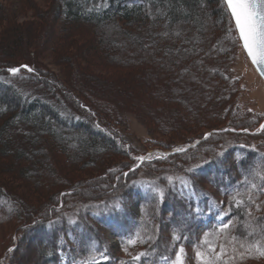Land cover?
<instances>
[{"label":"rangeland","instance_id":"rangeland-1","mask_svg":"<svg viewBox=\"0 0 264 264\" xmlns=\"http://www.w3.org/2000/svg\"><path fill=\"white\" fill-rule=\"evenodd\" d=\"M217 5L221 10L223 7V25L228 31V14L220 0ZM155 7L149 14L152 17L161 10L157 3ZM203 7L206 8L207 3L203 4ZM58 9L60 14L57 15ZM62 11L60 0H0V99L7 100V107L1 105V108L13 113L12 108L17 105L20 112L27 108V101L38 98H41L43 103L49 100L60 108L67 104L73 108L76 115L104 129L107 135L83 130L71 121L66 124L67 127H60L51 115L48 116L52 123L51 128L68 141L62 143V147L50 136L42 131L36 132L22 121L14 122L5 130L3 138L10 141L12 137L14 144L4 146L0 142V190L13 193L19 201L16 199L13 204H0V264H7L8 256L13 252L9 264H45L39 251L46 242L37 239L40 238L39 231L33 229L36 226L30 232L21 224L26 217V221L32 222L30 226L36 225L39 221L35 216L36 212L47 214L49 217L62 215L68 221H75L80 213L86 214L88 209L101 206L102 202L94 204L96 195L100 198L104 192H109V188L117 187L128 211L140 215V197L137 190H130L132 183H165L169 182L168 177L173 178L172 182H180L179 178H188L189 168H196L200 164V175L207 173L208 176L219 180L218 168L203 161L213 157L226 162V170L234 166L241 169V164H234L240 162L234 160L235 154L238 153L234 147L237 143H247L255 149L264 150V128H261V125H264V82L247 57L241 42L237 40L234 43L228 32L225 38L219 40V37H216L213 42L218 40V45L214 43L218 50L219 46L225 47L224 41L229 40L226 46L231 49L226 52L228 55L225 59L229 66L228 73L239 86L237 115L241 120H237L235 124L230 120L226 121L228 118L224 119L223 123L213 118L212 123L221 122L222 125L200 131V128H194L196 131L187 133L181 131L179 124L195 122L196 127H199L204 120L207 122L208 115L207 112L203 113V104L206 98L214 96L216 91L210 87L211 83L205 86L208 76H202L203 80L200 78L199 81L197 75L201 74V66L173 71L174 74L180 73L182 76L175 86L174 93L180 104L176 108L172 107L176 104L175 101H169L167 104V101L159 99L166 100L167 94L160 91L159 85L163 84L162 72L169 71V60L166 62L158 55V68L154 64L153 69L146 60L144 70L135 71V66L131 67L130 63L126 62V58L130 56L126 48L129 40L121 38L116 43L113 37L115 30L111 29V24L108 23L106 27L110 36L104 39L109 51L103 55L105 47H99L101 43H98L99 38H102V28L64 22L60 17ZM161 11L165 14L164 10ZM203 13L204 21L210 24V16L205 10ZM179 25L181 23L174 25V28ZM50 26L54 29L52 34ZM163 27L165 31L162 32H170V27ZM138 29L133 28L128 37L139 36ZM152 32L151 28H147L144 37L142 36L149 48L152 46L151 41L156 39ZM166 35L163 33V36ZM195 39H200L198 34H195ZM115 47L120 48L118 54ZM146 52L151 55L153 50ZM26 62L35 66L37 74L30 76L22 71L18 75H10L4 70L6 64L12 66ZM94 75L102 78L98 79L93 77ZM60 81L64 84L63 88L60 87ZM7 89L17 92L8 93ZM68 91L77 106L69 103L66 96ZM98 91L103 95H98ZM102 106L105 108L102 109ZM3 120L0 119V124ZM157 122L160 123L159 127L155 126ZM36 135H39V139ZM89 136L99 145L106 143L105 136L113 137L124 153L111 150L107 153L103 150L98 155L102 161L90 164L88 162L91 159L87 155L90 153L85 151L87 149L81 142L83 139H93ZM238 138L239 141L236 140ZM181 148L184 151H177ZM36 149L38 152L34 153L33 150ZM221 152L223 155H218ZM175 154H181L178 155L181 157H175ZM138 157L145 159L141 161ZM246 157L248 156H243ZM256 165L257 162L254 166ZM255 168L259 169L258 166ZM260 182H264V177ZM214 194L218 192L214 191ZM115 200L120 201V197H115L113 202ZM218 200L223 202L221 197H218ZM159 210H156L157 215L163 216V221H168L171 216L169 210L163 207L160 212ZM171 217L181 225L187 224L188 215L180 212L173 213ZM1 219L5 221L1 223ZM171 224L174 223H168ZM94 227L101 237L108 238L113 251L120 253L115 233L100 230L96 225ZM160 227L164 231L162 222ZM43 232L45 233V230ZM196 253V250L184 249L183 264H202ZM105 256L108 257L106 251L94 261L106 264L109 257L104 259ZM163 263L167 264V261ZM59 264H68L63 253ZM80 264H93V261H83ZM251 264H264V261Z\"/></svg>","mask_w":264,"mask_h":264},{"label":"trees","instance_id":"trees-1","mask_svg":"<svg viewBox=\"0 0 264 264\" xmlns=\"http://www.w3.org/2000/svg\"><path fill=\"white\" fill-rule=\"evenodd\" d=\"M60 3L63 7L60 17L64 22L102 28V38H99L98 43H101L99 47H105L102 51L103 55L109 51L107 45L104 43V39L108 38L109 35L106 29L109 23L112 26L111 29L115 30L113 37L116 43L121 38L129 40L126 48L129 50L130 56L126 58V62H129V66L131 67L135 66V71L144 70L146 60L148 64H151L153 69L155 67L154 64L158 68L160 64L157 60L159 59L157 58L159 57L158 55H161V59H165L166 62L169 60V71L162 72L163 84L159 85L160 91L167 94L166 100L164 98L159 99L167 101V104H169V101L172 103L175 101L176 104L172 105V107L176 108L180 104L174 93H176L175 86L180 82V76H182V74H174V72L189 67L196 68L201 66V74L197 75L199 81L202 76H208V78L206 77L207 83H205V86L207 87L211 83L210 87L216 90L213 93L214 96H208L203 104V113L207 112L208 115L207 122H204L206 121L204 120L203 124L199 127H196L195 122H192V124L180 123L179 126L181 125L182 127L180 128L181 131L190 133L195 130L194 128H200L198 131L201 129H212L218 125H222L223 120L227 118L226 121L230 120V122L232 121L235 124L237 120H241L240 116L237 115L239 86L228 73L229 66L225 59L228 55H226V52H229L231 49V47L226 46L229 40L224 41V43L226 42L225 47L219 46L218 50L214 44L215 42L217 44L218 40L213 42L216 37H219V40H222L220 38H225L228 32L225 25H223L225 13L223 7L221 10L217 5L218 0H60ZM155 3L159 5L161 10L165 11V14L159 10L156 16L152 17L149 15L156 9ZM205 3H207L206 8L203 7ZM203 10L210 16V24L204 21ZM58 13L60 14L59 9L57 10V15ZM177 23H181V25L175 29L174 25L176 26ZM154 27L155 29H153ZM162 27H170L171 30L169 33L162 32L164 30ZM133 28H139V36L128 37ZM147 28H151L152 33L156 37L155 40L151 41V48L145 44L146 42L143 38V34L147 31ZM50 30L52 34L54 29L51 26ZM163 33L167 35L163 36ZM195 34H198L200 39H195ZM115 49L118 54L120 48L115 47ZM149 49L153 50L151 55L146 52ZM24 66H27V68ZM11 68L19 69L14 75H18L22 71L30 74V76L37 74L35 66L28 62L12 66L6 64L4 70L8 74L13 75L9 71ZM28 69H31V71ZM187 76L190 77L191 75L187 74ZM93 77L102 78L95 75ZM201 83L202 81L200 85ZM190 85H192V80L190 81ZM60 87H64L61 81ZM6 92L16 93L17 91L7 89ZM96 93L101 96L103 95L101 91ZM66 96H68V101L71 105L76 104L72 100L69 91L68 93L66 92ZM18 99H21L19 95ZM6 101L5 98L0 99V119H4L0 124V142L4 146L5 144H14L12 137L10 141H6L3 138L5 130L8 127L10 128V125L14 122L22 121L26 126L34 128L36 132L42 131V133L50 136L59 147H62L61 144L65 143L66 139L55 133V130L51 128L50 115L57 121L60 127H67L68 122L71 121L73 125H79L83 130L96 131L107 135L104 129L96 127L82 116L76 115L73 108L67 104L65 107L60 108L54 106L49 100L43 103L41 102V98H38L27 101V108L20 112L17 105L13 106V113H11L9 110L1 108V105L7 107ZM104 108L102 106V109ZM104 115L107 116L106 114ZM212 115L214 117H211ZM213 118L222 123H212L211 120ZM176 123L178 122L176 121ZM159 124L157 122L155 126L159 127ZM90 137L93 138L92 136ZM105 137L106 143L103 145H99L94 138L89 139L90 141L83 139L86 143L81 140L87 149L85 151L90 153L87 154L91 159L88 163L101 162L102 160L98 155L103 150L107 153L111 151H121V154L124 153L123 148L115 142L113 137ZM37 138L39 139V135ZM174 139L172 138V140ZM239 139L236 140L239 141ZM234 147L238 152L235 154L234 160L240 161L234 162V164L237 166L241 164V169H237L234 166V168L231 167L229 170H226V162L213 157L206 159L209 161L206 164L218 168L219 180L208 176L207 173L200 175L199 172H201L202 168L196 166L192 172L187 174V180L191 181L190 188H185L180 182H172L171 184L161 181L159 183L155 181H146L138 184L132 183L130 190H137V194L140 197L138 199L140 215L128 211L125 202L122 201L121 192L115 187L114 189L109 188L107 190L109 192H104L100 198L96 195L94 204L102 202L101 206H97L95 209L92 208V210L88 209L86 214L84 212L80 213L77 217L78 219H75V223H70L62 215L49 217L47 214L44 215L36 212L35 216L39 220L36 222V225L30 226L32 222L26 221L25 217L21 221L22 227L26 228L25 230L27 231H30L34 226L37 227L33 228L39 231L40 238L37 239L46 242L45 246H42L39 251L45 264H59L61 262V253L66 256L68 264L94 261L104 251L107 252L109 257L106 264H164L165 260L167 264H171L175 260V254L181 246L183 249L201 251L207 258H211L213 255L209 251L210 246L215 248L216 252H219L220 246H223L225 253L215 264H251L252 262L264 261V257H260L257 252L252 251L249 253L246 251V248L250 245L258 244L259 246H264V182H260L263 179L262 176L255 175V172L259 169L254 168L256 162V166L259 168L262 159H264L261 156V154H264V150L260 151L261 148L255 149L250 144L240 142ZM33 151L34 153L35 151L38 152L37 149ZM178 155L181 154H175L174 156ZM245 155L248 157L243 158ZM75 156L77 157L76 154ZM229 161L231 160L229 159ZM198 174L200 177H198ZM251 183L257 185V189L251 190L250 193L254 203L248 200ZM149 185L165 189V196L162 201L153 193ZM225 188L231 190H224ZM119 190H121L120 186ZM214 191L218 192V194H214ZM237 192L241 193L239 199L244 201L239 207H236L233 201V196ZM117 196L120 197V201L115 200L113 202ZM218 197H221L222 203L219 202ZM16 199L18 202L19 198L13 195V193L10 194L9 191L0 190V204L2 202L13 204V201H16ZM116 204L120 205L119 209L113 207ZM14 205L18 207L17 204ZM257 205H259V208H257ZM161 207L167 208L171 216L173 213L179 214L180 212L188 215L187 224L185 226L181 225L170 216L168 217V221L174 224L168 225L169 222L163 221L161 219L163 216H159L156 213V210L158 208L161 210ZM197 208L200 210L199 212L196 211ZM103 211H106V213H103ZM249 212L251 213L250 215ZM4 221L1 219V223ZM50 221L52 222L51 227L49 226ZM161 222L165 226L164 231L160 227ZM224 223H229L230 227L223 232H218V229ZM95 225L100 230H108L115 233L120 253L113 251L107 237H101L95 231ZM175 225L177 227H174ZM44 230L45 233L43 232ZM137 233H139V236H137ZM174 233L179 234L183 238L179 241H174ZM206 233L208 234L207 241H205ZM150 237L151 239H149ZM129 239H135V245L128 244L127 241ZM241 244H244L245 248H241ZM125 247L128 249L126 252ZM233 248L236 249L235 252ZM241 252L244 253L243 259L240 256ZM140 253H147V255L141 256L138 261L132 259ZM13 254L14 252L8 256L7 264H9Z\"/></svg>","mask_w":264,"mask_h":264},{"label":"snow or ice","instance_id":"snow-or-ice-1","mask_svg":"<svg viewBox=\"0 0 264 264\" xmlns=\"http://www.w3.org/2000/svg\"><path fill=\"white\" fill-rule=\"evenodd\" d=\"M224 5V9L229 17V28L228 33L230 37H232L233 42L235 43L237 40L242 42V47L246 51L248 57L251 59V62L257 66L260 70L261 75H264V0H222ZM27 67V66H24ZM31 71V69H28ZM13 74L17 73L19 69L11 68L9 69ZM261 128H264V125H261ZM210 135V134H209ZM177 151H184V149H177ZM218 155H223V152L218 153ZM264 157V154H261ZM137 159L143 161L144 157H138ZM204 163H209V161L205 160ZM200 167V165H197ZM256 166H254L255 168ZM194 169L189 168L188 171L192 172ZM255 175L264 177V159H262L259 170L255 172ZM169 183H172V177L167 178ZM180 184L185 188L191 187V181L185 178H179ZM247 183V178H246ZM149 188L153 191V193L159 197L162 201L165 196V189L155 185H149ZM257 189V185L255 183L250 184L248 200L254 203L253 197L250 194L251 190ZM241 193L237 192L233 196V201L235 202V206L239 207L244 203L243 200L239 199ZM114 208L119 209L120 205H113ZM259 208V205H257ZM197 212L200 210L197 208ZM251 213L249 212V215ZM70 223H75V221H70ZM52 222H49V226L51 227ZM230 227L229 223H224L218 229V232H223L225 229ZM139 236V233H137ZM208 234H205V241H207ZM183 237L177 233H174L173 240L179 241ZM151 239V237L149 238ZM235 239V237H233ZM128 244L135 245V239H129L127 241ZM241 248H245L244 244L240 245ZM127 247H125V251H127ZM11 251V249H10ZM209 251L213 253L211 258H205L200 251H197L196 255L198 258H201L202 264H215L217 260H219L225 253V249L223 246H220L219 252H216L215 248L209 247ZM235 252L236 249L233 248ZM246 251L251 253L255 251L259 254L260 257H264V246L250 245L246 248ZM183 253L184 249L181 246L179 250L175 254V260L172 261V264H183ZM51 255V253H49ZM147 253H140L134 256L132 259L138 261L141 256H145ZM241 259L244 257V253H240ZM104 259H108L107 256L103 257ZM234 259V257H232ZM93 264H98V262L93 261Z\"/></svg>","mask_w":264,"mask_h":264},{"label":"water","instance_id":"water-1","mask_svg":"<svg viewBox=\"0 0 264 264\" xmlns=\"http://www.w3.org/2000/svg\"><path fill=\"white\" fill-rule=\"evenodd\" d=\"M241 45H242V42H241ZM243 48V47H242ZM244 50V49H243ZM245 51V50H244ZM245 53H246V51H245ZM246 55H247V53H246ZM248 56V55H247ZM249 58V57H248ZM250 59V58H249ZM250 61H251V59H250ZM253 64V63H252ZM254 65V67H255V69L257 70V72L260 74V77L263 79V81H264V75H261V73H260V70L257 68V66L255 65V64H253Z\"/></svg>","mask_w":264,"mask_h":264}]
</instances>
